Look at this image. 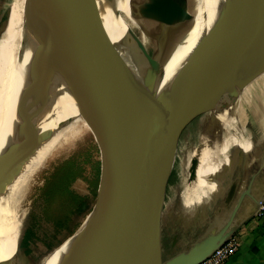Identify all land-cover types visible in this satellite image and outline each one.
<instances>
[{"label":"water","instance_id":"obj_1","mask_svg":"<svg viewBox=\"0 0 264 264\" xmlns=\"http://www.w3.org/2000/svg\"><path fill=\"white\" fill-rule=\"evenodd\" d=\"M26 4L32 14L46 9L49 18L36 33L38 44L28 64L32 79L26 91L32 96V113L20 125L22 143L0 150V172L53 129L37 128L45 113L40 101L45 91L43 66L53 57L52 50L71 63L87 103L83 116L94 121V134L102 141V167L96 200L79 229L52 249L39 241L35 247L24 244L19 235L26 217L18 228L13 254L0 264H44L66 242L67 249L55 264L202 261L240 227L242 221L236 214L244 202L253 217L264 201L251 193L255 174L264 169V126L261 139L251 141L256 158L238 149L231 163L207 178L215 184V193L187 209L182 189L181 208L173 204L170 211L177 217L173 225L190 231L172 236L171 249L180 243L185 248L169 256L164 254L161 235L167 183L179 138L192 116L210 113L226 100L237 102L241 91L264 73V0H219L194 75L175 85L170 77L165 78L166 65L157 47L171 22L187 14L186 0H129L133 17L153 22L147 26L155 38L152 55L128 25V40L117 37L100 0H27ZM10 11L9 5L0 21V36ZM114 16L121 19L117 9ZM155 23L165 24L164 29L157 30ZM248 162L258 169L238 193L247 179L239 172ZM186 172V183L193 181L192 157ZM186 216L197 217L196 223Z\"/></svg>","mask_w":264,"mask_h":264},{"label":"bare ground","instance_id":"obj_2","mask_svg":"<svg viewBox=\"0 0 264 264\" xmlns=\"http://www.w3.org/2000/svg\"><path fill=\"white\" fill-rule=\"evenodd\" d=\"M218 1L186 0L187 14L175 18L171 26L165 30V34L161 36L157 53L166 65L165 78L170 77L173 85L187 76L194 75ZM100 2L117 37L127 41L128 33L125 26L128 24L123 15L133 19L128 5L129 0H100ZM26 3L27 0H17L16 12L20 21L10 31L1 34L0 38V150L22 143L20 125L32 113V96L26 91V86L32 79L28 64L38 44L39 37L36 33L42 30L45 21L49 18L46 9L32 14ZM116 9L123 14H120L121 19L114 16ZM9 23L10 18L8 25ZM158 43L156 42V45ZM51 54L53 57L47 58L43 66L45 91L40 96V101L45 105V113L37 128L44 130L51 127L53 129L23 155L6 164L0 172V262L9 260L13 254V249L7 242V238L11 235L9 221L17 212L18 202L25 194L30 174L57 152L74 144L84 135H88L95 126L94 121L83 116L87 103L83 99L70 61L57 50H52ZM242 103L241 99L239 102L226 100L211 109L215 114L211 124L216 125L207 129L209 134L206 131L211 156L208 160L205 154L208 146L203 149L204 139L192 163V177L200 187L207 180L208 172H211L213 167L220 164L223 167L225 161L230 160L231 155H227L223 148L230 136H235L240 128L237 123H243L246 120ZM232 115H235L236 121ZM56 121L60 122L56 125ZM223 130L225 133H222ZM243 137L239 138L235 150L243 148L249 152L253 147L245 142ZM191 182L189 188H191ZM209 187L212 192L215 186L210 183ZM198 196L201 197L200 192ZM8 198L14 201L8 202ZM5 201L8 202L6 205H4ZM67 245V242L64 243L48 264H55L67 249Z\"/></svg>","mask_w":264,"mask_h":264},{"label":"rangeland","instance_id":"obj_3","mask_svg":"<svg viewBox=\"0 0 264 264\" xmlns=\"http://www.w3.org/2000/svg\"><path fill=\"white\" fill-rule=\"evenodd\" d=\"M135 1L137 2L138 0ZM141 1L143 2L144 0ZM182 1L185 2V0ZM9 4L11 6L10 23L2 35L5 32L10 31L16 25V23L20 21V17L17 16L16 12L17 0H4L2 11L5 12L9 7ZM120 14L123 15L122 13ZM136 14H140L139 11H137ZM123 18L131 27L132 31L143 41L145 46L149 48V53L152 55L156 50H154L155 38L151 37L147 26L151 27L153 22L146 21L144 19L139 20L138 17H133V19H131L125 15H123ZM143 20L145 22H143ZM160 26H162L163 30L165 24L155 23L154 25V27H157V30L160 28ZM263 88L264 73L243 89L245 92V97L243 95V91H241L239 95V100L241 99V102L243 101L242 106L246 114V123L239 122L237 124L243 128H250L252 135L256 140L261 139V119L254 116L251 110L256 109L253 108L255 107L254 103H256L258 100L261 102L263 101ZM242 95L243 99L241 97ZM252 103L253 107H251ZM214 117L215 114H213L212 111H210V113L206 112L203 114H195L191 118L194 119L187 124L181 133L178 143L177 157L167 183L166 203L168 210L173 204H175L174 206L176 209L181 208L180 193L182 189V203L187 209L192 208L195 203L200 202L206 198L209 193H212L209 187V179L205 180L202 187H200L194 178V180L191 182V188H189L190 182L186 183L189 173L186 172V169L188 168V164L190 165L191 157L192 163L194 162V155L202 145L204 139L205 141L203 144V149L209 145L206 131L207 129L209 130L212 125L216 126L213 123L211 124V121ZM232 118L236 121L235 115H232ZM95 129L96 128L94 126L88 135H84L74 144L67 146L66 148L57 152L52 158L48 159L42 166L30 174L26 184L25 194L18 202L17 212L9 221L11 222V235L7 238V242L9 243L11 249H13V252L15 250L18 228L22 222V219H26V217L29 218L19 233L20 238L22 239L27 235L26 240L29 238L32 218L36 221V226L38 229L40 228L41 230L42 228H50L52 231L50 238L56 239L55 241L57 243H60L67 236H69L68 233L71 230V227H73V230L76 226L77 230L82 226L86 215L92 209V206L96 200L97 187L102 167L103 146L100 137L94 134ZM250 130L245 129L244 133V139L249 141L252 140ZM222 133H225V131L223 130ZM241 136L242 135H240L238 138ZM231 138L232 136H230L225 147L223 148L226 153L231 148L229 153H227L228 155L233 153L232 148L235 145L233 144ZM219 149L221 150V147ZM205 154L209 160V157L211 156L209 146L207 147ZM229 163L230 162L227 160L226 165ZM221 166L222 164L213 167L211 171ZM208 177L209 175L206 178ZM199 192L201 193V197L198 196ZM82 199L84 202L88 200V205L85 210L79 211L75 222L72 214H74L76 203L78 204V202ZM7 200L8 202L14 201L10 198ZM8 202L5 201L4 205H6ZM60 249L61 247L54 251L46 259L44 264H48L50 259L55 256L60 251Z\"/></svg>","mask_w":264,"mask_h":264},{"label":"crops","instance_id":"obj_4","mask_svg":"<svg viewBox=\"0 0 264 264\" xmlns=\"http://www.w3.org/2000/svg\"><path fill=\"white\" fill-rule=\"evenodd\" d=\"M3 6H4V0H0V21L2 19L3 13H4L2 11ZM262 90H263L262 92H264V88ZM263 95H264V93H263ZM254 104H255V107H253V103H252L251 107H253L254 109L256 108V109L251 110V111H252L254 116L261 119L260 127L264 126V97H263L262 102L260 100H258ZM243 123H246V120ZM245 129L248 130L249 128H247V127L243 128L242 126H240V128L236 132L235 136L233 135L231 138L233 144L236 145L239 142L238 137L240 135H242V137L245 136L244 135ZM251 136H252V140L249 141V140L244 139V141L248 142L249 144H251V141H253V142L258 141L255 139V137H253L252 133H251ZM235 145L232 148V150H233V153L231 154L232 158L236 157V155L239 154L238 149H241L247 155L252 156V159L256 158L255 156L252 155L253 152L255 151V150H253V148L250 150L251 152L245 151L243 148H237L235 151ZM230 149H229V151H230ZM229 151L227 153H229ZM247 159H248V156H247ZM229 162L231 163L230 160H229ZM226 163H227V161H225V166H223V167H226L228 165V164L226 165ZM252 163L253 162H248L247 165L244 164L242 169L239 172L240 175H245L247 179H246V182H244L243 185L239 188L238 193H240L245 188V185L247 184V182H249L251 180L253 174H255V172L258 169V166L257 165L252 166ZM232 166H233V171L236 172L237 160H234ZM223 167L221 166V167H218L217 169L216 168L213 169L211 172H208V175L211 176L214 173L221 172V169H223ZM211 184L215 185L214 183H211ZM215 191L216 190L214 187V190L212 191V193H215ZM251 193L257 199L258 198L264 199V169L255 174L254 179L251 183ZM166 197H167V194H166ZM166 197H165V212L163 214L162 226H161V235H162L164 254H165V256H169L170 254L180 252L181 250H183L185 248V243H180V244L176 245L173 249H171L170 248V242H171L172 236L175 233L184 234L190 230H188V228L186 226L183 228H176L173 225V223L177 220V217L173 212L170 211V208H169V210L167 209ZM236 198H235L234 202L237 201ZM219 202H223V200L220 199ZM86 203L87 204H86L85 208L81 209V211L85 210L87 208L88 202H86ZM195 204H197V203H195ZM234 204L235 203H233V205ZM249 215L250 214L248 211L247 203L244 202L242 207L238 210V212L236 214V216L242 221L240 227L235 232V234L238 236V239H239V245H238L236 251L224 262V264H264V215L261 217H256V216L250 217ZM196 219H197V217H193L191 220V219H188V217L186 216V220L190 221V222L192 221V224L194 222L196 223V221H197ZM76 228L77 227H75L73 230H70L68 235L72 234L76 230ZM26 236H24L23 239L21 238V241L24 244H27ZM16 240H17V237H16ZM36 241L41 242L40 240H35L33 242H30V243L34 244L35 247H38V245L35 244ZM58 244L59 243L54 244L49 249H52L53 247H55ZM28 251H30V249H28Z\"/></svg>","mask_w":264,"mask_h":264},{"label":"built area","instance_id":"obj_5","mask_svg":"<svg viewBox=\"0 0 264 264\" xmlns=\"http://www.w3.org/2000/svg\"><path fill=\"white\" fill-rule=\"evenodd\" d=\"M264 215V201L260 204L254 216ZM239 245L238 236L234 233L225 242L218 246L209 256L197 264H224V262L236 251Z\"/></svg>","mask_w":264,"mask_h":264},{"label":"flooded vegetation","instance_id":"obj_6","mask_svg":"<svg viewBox=\"0 0 264 264\" xmlns=\"http://www.w3.org/2000/svg\"><path fill=\"white\" fill-rule=\"evenodd\" d=\"M249 130H250V128H249ZM251 133H252V131H251ZM81 201H82L81 204L83 206L88 200H86L84 202L83 199H82ZM82 206L79 209L78 208V204L76 203V208H75L74 214H72L73 217H74V221H75V219H77L78 213L82 209ZM74 223H72V224H74ZM36 225H37L36 221L32 218L31 228H30V231H29V238L26 240L27 243L33 242L35 240H40L43 244L46 245L47 248H51L54 244H57V242L55 241L56 239H51L50 238L51 235H52V231L50 230V228H48V229L42 228L40 230V228L38 229ZM72 228L73 227H71V230H72Z\"/></svg>","mask_w":264,"mask_h":264},{"label":"trees","instance_id":"obj_7","mask_svg":"<svg viewBox=\"0 0 264 264\" xmlns=\"http://www.w3.org/2000/svg\"><path fill=\"white\" fill-rule=\"evenodd\" d=\"M82 201L80 200L79 202H78V208L80 209L81 208V206H82Z\"/></svg>","mask_w":264,"mask_h":264}]
</instances>
